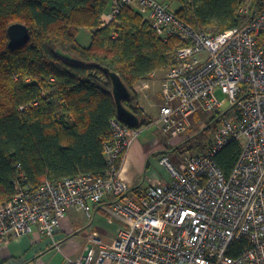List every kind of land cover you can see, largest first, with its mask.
Here are the masks:
<instances>
[{
    "label": "built area",
    "instance_id": "obj_1",
    "mask_svg": "<svg viewBox=\"0 0 264 264\" xmlns=\"http://www.w3.org/2000/svg\"><path fill=\"white\" fill-rule=\"evenodd\" d=\"M127 5L162 37L187 40L167 72L153 125L174 139L189 130L190 118L200 110L227 116L207 149L187 156L180 169L162 156L169 179L141 194L131 191L118 162L143 128L112 119L104 177L80 174L46 180L35 189L16 182V194L0 206V251L34 230L59 248L56 235L68 211L91 218L107 200L110 221L123 219L125 228L111 244L91 231L89 252L67 258L66 264H264V0H247L241 10L245 27L217 35L185 25L162 0H112L103 25L115 21ZM232 140L243 148L227 176L215 157ZM244 240L248 245L232 255L233 244Z\"/></svg>",
    "mask_w": 264,
    "mask_h": 264
},
{
    "label": "trees",
    "instance_id": "obj_2",
    "mask_svg": "<svg viewBox=\"0 0 264 264\" xmlns=\"http://www.w3.org/2000/svg\"><path fill=\"white\" fill-rule=\"evenodd\" d=\"M162 2L198 32L217 35L248 22L241 14L247 0ZM111 5L112 0H0V206L12 200L18 180L35 189L46 180L106 175L104 146L112 138L111 120L118 119L106 70L116 73L130 91L123 104L139 118L138 129L153 126L154 120L140 105L136 85L174 67L187 40L179 35L162 37L129 5L104 26L102 18ZM15 23L27 26L30 40L13 49L8 28ZM82 29L90 32L88 46L79 42ZM57 49L80 63L65 61ZM226 116L224 112L213 115L199 135L213 126L219 128ZM210 141L202 145L195 136L187 140V149L203 153ZM242 148L241 141L232 140L216 155L227 176ZM172 151L180 149L159 155ZM247 245V240L234 243L231 254L237 255Z\"/></svg>",
    "mask_w": 264,
    "mask_h": 264
},
{
    "label": "crops",
    "instance_id": "obj_3",
    "mask_svg": "<svg viewBox=\"0 0 264 264\" xmlns=\"http://www.w3.org/2000/svg\"><path fill=\"white\" fill-rule=\"evenodd\" d=\"M163 72H155L147 81L136 85L140 105L146 113L157 103L163 105L162 87L167 76L161 75ZM160 159L154 147L142 146L137 140L129 148L123 159L120 175L134 194L144 193L151 184H162L166 181L157 170L146 168L147 163L151 164L152 161L163 168ZM108 207L107 200L96 206L91 218L83 211L69 210L56 235L59 248L53 240L46 238L38 230L20 239L11 240L0 251V264H66L67 258L78 259L89 252L88 236L91 231H97L105 243L111 244L126 224L123 219L110 221Z\"/></svg>",
    "mask_w": 264,
    "mask_h": 264
},
{
    "label": "rangeland",
    "instance_id": "obj_4",
    "mask_svg": "<svg viewBox=\"0 0 264 264\" xmlns=\"http://www.w3.org/2000/svg\"><path fill=\"white\" fill-rule=\"evenodd\" d=\"M247 4V3H246ZM172 9H175L176 6L173 4ZM90 32L87 29H82L79 34V42L83 46H88L90 44ZM168 70L164 71L161 75L165 76L167 74ZM159 78V77H158ZM218 96L223 98L224 95L222 92H218ZM161 103H157L152 107V110H148L147 115L151 117L153 120L158 117L160 112ZM215 115L214 113L205 112L203 110L198 111L195 115H193L191 120V127L189 130L182 136L177 138H168L165 136L160 130H158L154 125L151 126L148 129H143L140 135L137 137V141L140 142L142 146L146 147H154L155 150L158 151V153L168 152L170 150H173L174 148H179L180 151L171 153L163 154L169 156L170 160L173 162V164L180 169L183 160L190 155H196L197 150H188L187 148V140L190 138H193L195 136H198L200 142L202 145H206L209 140L213 138L214 133L218 130V128H211L210 130L206 131L204 134L199 135L201 131H203L205 128H207V125L209 121L211 120V117ZM221 126V125H220ZM219 126V127H220ZM161 156V157H162ZM157 170L165 180L169 179V172L166 168L159 167L156 163L153 161L150 164L149 170ZM159 174V175H160Z\"/></svg>",
    "mask_w": 264,
    "mask_h": 264
},
{
    "label": "water",
    "instance_id": "obj_5",
    "mask_svg": "<svg viewBox=\"0 0 264 264\" xmlns=\"http://www.w3.org/2000/svg\"><path fill=\"white\" fill-rule=\"evenodd\" d=\"M9 46L13 49L24 46L30 40V33L24 24L15 23L8 28ZM57 54L67 62L80 63L78 59L68 53H64L61 49H57ZM106 72L110 75L112 82V92L117 105V116L118 119L129 126L130 128L137 129L140 120L139 118L130 112L123 104V102L130 97V91L122 81V79L116 74L109 70Z\"/></svg>",
    "mask_w": 264,
    "mask_h": 264
}]
</instances>
